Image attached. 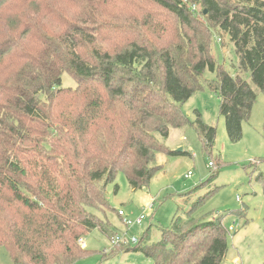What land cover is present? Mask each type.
I'll use <instances>...</instances> for the list:
<instances>
[{
    "label": "trees",
    "instance_id": "obj_1",
    "mask_svg": "<svg viewBox=\"0 0 264 264\" xmlns=\"http://www.w3.org/2000/svg\"><path fill=\"white\" fill-rule=\"evenodd\" d=\"M21 1L59 23L39 11L23 20ZM187 1L0 0V246L14 264H76L91 256L79 241L96 229L112 241L107 186L123 172L132 189L147 188L157 154H175L172 128H194L211 155L216 127L181 111L207 82L229 138H242L258 96L252 84L264 92V0ZM215 38L233 44L234 73L216 58ZM206 71L217 78L203 82ZM64 73L76 88L62 86ZM208 195L160 241L113 252L224 264V216H195Z\"/></svg>",
    "mask_w": 264,
    "mask_h": 264
},
{
    "label": "rangeland",
    "instance_id": "obj_2",
    "mask_svg": "<svg viewBox=\"0 0 264 264\" xmlns=\"http://www.w3.org/2000/svg\"><path fill=\"white\" fill-rule=\"evenodd\" d=\"M44 1L49 4L48 0ZM30 8L24 1L15 6L29 23L38 11L53 28L59 23L44 16L43 6L38 11ZM214 50L218 61L234 73L239 60L229 39L222 38L219 42L215 38ZM216 78V74L206 71L203 82ZM62 86L74 89L77 83L64 73ZM252 88L257 100L250 119L243 123L242 138L238 141L229 138L226 119L220 111V97L209 88L208 82L181 106L183 114L191 120L199 114L205 124L216 127L212 154L205 155L194 128H172L166 146L175 154H157L156 165L160 170L147 188L132 189L123 172L115 183L107 186L106 196L112 210L107 211L106 218L115 235L124 237L128 232L131 237L145 238L142 246L156 243L162 238L161 230L169 228L177 214L185 216L199 198L209 194L195 216L202 221L224 216L225 226L231 230L230 250L224 264H264V92L253 84ZM210 162L215 166L210 167ZM119 210L125 213L123 219ZM142 215L145 220L141 225L125 226L124 218L135 222ZM82 240L84 243H79L91 256L76 264H152L141 252H113L110 237L98 229ZM0 264H14L3 246H0Z\"/></svg>",
    "mask_w": 264,
    "mask_h": 264
},
{
    "label": "built area",
    "instance_id": "obj_3",
    "mask_svg": "<svg viewBox=\"0 0 264 264\" xmlns=\"http://www.w3.org/2000/svg\"><path fill=\"white\" fill-rule=\"evenodd\" d=\"M209 166L211 167V164H209ZM190 175H191V173H189L188 176H190ZM152 207H153V205H151V206L148 207V208H152ZM119 215H120V217L123 219V217H125V213H124V211L119 210ZM144 220H145V216H144V215L140 216V217L137 219V221H135V222H133V221H131V220H129V219L124 218V224H125V226H126L127 228H129L130 226H133L134 224L141 225V224L143 223ZM126 238H129V241L126 240ZM111 242H112L113 247H115V246H117V245H120V244H131V245H137V244H139L140 239L137 238V237H134V236L131 237V236L128 235V232H126L125 235H124V237H121V236H119V235H115V237L112 239ZM80 243L83 244V243H84V240L81 239V240H80Z\"/></svg>",
    "mask_w": 264,
    "mask_h": 264
},
{
    "label": "crops",
    "instance_id": "obj_4",
    "mask_svg": "<svg viewBox=\"0 0 264 264\" xmlns=\"http://www.w3.org/2000/svg\"><path fill=\"white\" fill-rule=\"evenodd\" d=\"M84 248H85V246H84Z\"/></svg>",
    "mask_w": 264,
    "mask_h": 264
}]
</instances>
